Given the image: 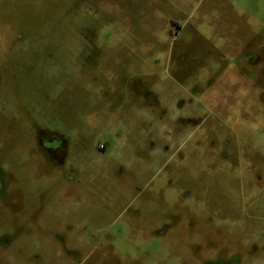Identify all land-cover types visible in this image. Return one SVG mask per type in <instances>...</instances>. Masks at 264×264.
Returning <instances> with one entry per match:
<instances>
[{
	"label": "rangeland",
	"instance_id": "rangeland-1",
	"mask_svg": "<svg viewBox=\"0 0 264 264\" xmlns=\"http://www.w3.org/2000/svg\"><path fill=\"white\" fill-rule=\"evenodd\" d=\"M0 185V264H264V0H0Z\"/></svg>",
	"mask_w": 264,
	"mask_h": 264
},
{
	"label": "flooded vegetation",
	"instance_id": "flooded-vegetation-1",
	"mask_svg": "<svg viewBox=\"0 0 264 264\" xmlns=\"http://www.w3.org/2000/svg\"><path fill=\"white\" fill-rule=\"evenodd\" d=\"M46 135L50 138H47ZM46 135L44 134V140L41 141V147L44 149V151L48 154H51V156L57 160H63L64 158V140L58 136V134L52 132H47ZM53 141L55 145L50 146V144H47V140ZM58 143V144H56ZM58 145V146H56ZM62 162V161H61ZM1 188V185H0ZM232 260L227 259L223 255L216 256L213 260L210 258H206L205 264H232Z\"/></svg>",
	"mask_w": 264,
	"mask_h": 264
}]
</instances>
